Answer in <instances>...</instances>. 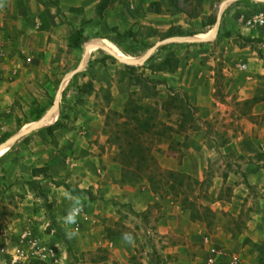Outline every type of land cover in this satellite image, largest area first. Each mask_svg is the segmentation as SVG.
Wrapping results in <instances>:
<instances>
[{
	"label": "rangeland",
	"instance_id": "obj_1",
	"mask_svg": "<svg viewBox=\"0 0 264 264\" xmlns=\"http://www.w3.org/2000/svg\"><path fill=\"white\" fill-rule=\"evenodd\" d=\"M53 1L60 7V14L55 7L44 6L38 1L45 22L52 26L39 40L40 51L23 49L36 40L23 28L17 27L13 34L0 30V82H3L0 83V145L20 128L36 123L37 120L27 121L40 111L43 116L51 108L58 91H61L59 112L50 125L59 119L60 109L64 108L51 133L46 130L47 126L38 128L0 152V249L16 244L23 230L33 227L52 254L47 259L31 260L26 264L35 261L118 264L115 260L110 263L112 252L104 241L113 235L133 241L131 251L123 253L129 264H205L212 248L221 251L217 264H232L235 257L237 264H264L263 233L248 225L254 219L251 213L256 207L262 209L260 217L264 221V145L258 144L254 153L249 151L252 143L242 153L234 152L231 145L239 136L234 123L236 116H247L258 100H238L236 94L225 98L228 84L224 65L227 63L222 61L221 47L238 45L264 57V32L252 27L246 31L248 34L240 33L245 26L244 16L264 12V6H260L264 3L254 0L253 4L228 3L216 38L206 42L176 43L163 50L159 47L152 54L153 60L133 65L132 69H127L123 62L101 48L90 49L85 67L75 74L78 76L76 83L83 89L88 88L84 84H92L93 89L87 92L76 86L67 89L75 75L63 80L68 72L78 67L85 42L102 38L116 45L126 59L136 60L155 42L172 36L166 35V26L157 27L154 23L163 25L173 20L153 17L156 10L151 4L157 1L150 2L154 11L146 8L133 11L129 9V0H107L109 4L103 9L99 8L101 0ZM217 1L210 26L196 18L182 20L177 26L184 32L211 36L225 0ZM175 2L178 9H188L189 2L199 10V0ZM167 11L162 6L157 12ZM230 22L237 28L236 35L227 38L222 33L227 31ZM83 37L86 40L82 42ZM141 44H147L146 50L135 56L127 53L140 49ZM210 57L217 61L211 65L210 80L205 81L199 73ZM189 66L195 75L185 79L186 85L181 79V83L171 82V74L188 72ZM189 84L191 90H188ZM131 93L142 104L151 103L158 108L156 130L162 133L147 138V142H153L152 152L160 166L197 178L187 170L200 167L202 152L207 156L203 177L197 178L202 184L179 178L174 181L177 189H168L163 183L158 194L151 190L145 178L122 177V165L116 158L118 145L113 135V111L123 112ZM173 95L192 106L189 115L186 116L171 99ZM195 96L203 97L205 104H199ZM166 100L167 107H164ZM206 104L210 108L214 105L215 109H227L223 116L219 110L218 114L215 112L207 117ZM84 125L92 129L89 138L84 134ZM101 142L115 146L111 158L121 166L120 179L112 178L111 183L107 175L96 178L92 157L97 153L91 149L92 144ZM102 144L98 149L103 154L105 143ZM225 145H229V150L226 151ZM99 160V167L107 169L101 155ZM80 168L89 171L84 174L78 171ZM253 168L257 171L251 177L248 170ZM242 183L246 196L239 202L242 212L236 218L221 200L232 202L235 187ZM119 186L137 187L142 190L143 198L111 197L109 192ZM149 191L154 194L153 199ZM147 203V208L141 211ZM48 204L66 229L74 247L72 255L62 238L49 231ZM203 207H209L212 212L204 214L200 211ZM112 210H115L113 215L119 217L114 225L109 223ZM191 210H199V218H193ZM246 231L253 234L257 231L255 239L260 241L251 243L240 238ZM207 235L209 242L205 241ZM0 264H12L10 257L0 253Z\"/></svg>",
	"mask_w": 264,
	"mask_h": 264
},
{
	"label": "crops",
	"instance_id": "obj_2",
	"mask_svg": "<svg viewBox=\"0 0 264 264\" xmlns=\"http://www.w3.org/2000/svg\"><path fill=\"white\" fill-rule=\"evenodd\" d=\"M65 1V0H61ZM151 1H157L160 4V7L162 6L166 8L167 12H157L152 10L150 6ZM235 2V1H234ZM218 3L217 0H201V3L199 5V10H195L193 8L194 6L188 2L189 8L188 9H178L176 7L175 0H129V9L133 11H140L141 9L146 8L147 10H152L153 17L156 19H167V20H173V23H164L163 25L161 23H154L157 27H167V31L171 27H178L177 25L182 22V20H188L191 18H196L197 20H201L202 22L205 19H208L212 17V15L215 13V5ZM254 2L252 1L251 4ZM243 4V3H239ZM260 6H264L260 5ZM196 11V12H195ZM261 12V11H260ZM263 12V11H262ZM264 13V12H263ZM244 16V15H243ZM248 16V15H246ZM244 16V18L246 17ZM218 17V16H217ZM245 24V22H244ZM233 23L227 24V31L231 33V36L233 37L236 35V29ZM23 28L25 30V33L27 35H32L35 37L36 40H34L33 44L30 46H27L28 48L24 47V50L32 49L35 51H40L41 48L39 46V41L42 36H44L48 31H51L52 26L49 23H46L43 18V13L41 9V5L37 0H29L28 3H26L24 0H0V30H3V33H9L13 34L16 28ZM38 28L41 29L38 31ZM179 28V27H178ZM180 29V28H179ZM181 30V29H180ZM249 31V28L245 25L240 33L248 34L246 31ZM31 31H34L33 34H31ZM38 33L39 36L36 34ZM188 34V33H187ZM200 35V33H197ZM223 38V36H222ZM228 38V37H227ZM220 39V38H219ZM218 39V40H219ZM223 57L224 59L222 61L226 62L227 65H224V74L226 83L228 84L227 88V96L226 99H230L233 97V94H236L238 96V100H245L246 98H255L257 99V103L253 106L249 114L243 117L236 116L234 123L237 129L239 130V136L235 138L231 143L233 147V151L237 153H242L243 151H247L248 144L252 143L250 150L253 153L257 151L258 144L264 145V57L260 58L256 51H250L249 48H243L238 45H223L221 46ZM206 54V52H205ZM204 53L200 55H205ZM219 59V58H218ZM217 60H214L210 57L206 61V65L201 68V71L199 73L200 77L206 80H210V68L212 64H215ZM245 65V68L242 66ZM183 71V70H182ZM175 72L171 74L170 80L173 83H181L179 82L180 79L183 80V85H186L184 82L187 77H193L195 75V72H193V69L188 68V72ZM244 72L245 74H243ZM183 77V79H182ZM1 84L3 82H0ZM188 90H191L190 84L188 85ZM237 91V92H236ZM195 96L194 98H196ZM199 104H203L202 99L203 97H197ZM209 99H212L214 102L216 101L212 96H209ZM205 104V103H204ZM206 113L207 117L212 116L215 114L221 113V116H223L226 112L227 107L222 108H216L214 105L210 108L209 105L206 104ZM203 107V106H202ZM88 125V124H87ZM84 125L83 131L85 136L89 138V135L91 133L90 126ZM242 130L244 133L242 134ZM201 134H203V131H200ZM241 134V135H240ZM215 142V141H213ZM87 146L89 145V142H86ZM104 145L105 143V151L98 149L102 148L100 145ZM98 145L92 144V151L96 152V157H92L95 164V170H96V178L99 176L105 177L107 175V179H109V183L113 180L112 178L120 179V164L113 161L111 158L115 153V146L113 144H110L108 142H101ZM202 145L204 142H200ZM201 145V146H202ZM224 148L229 150V145H225ZM249 148V147H248ZM101 155V158L103 157L105 163H107L108 167L107 169L102 170V168L99 167V157ZM207 160V156L204 155V153L201 152V155L199 157V168H188V172L194 175L195 177L201 179L203 177V171L205 166V161ZM203 165V166H202ZM258 168V167H256ZM256 168L248 170L251 174V177H254V173L257 171ZM80 172H83L84 174L88 172V169L82 170L81 168L78 170ZM79 173V172H77ZM262 173V172H261ZM264 173V171H263ZM85 177H88V175H84ZM244 183L240 184V186L235 187L234 189V195L232 197V202H227L225 200H221L225 203V209H231L234 216L238 218V216L242 212V205L239 202H243L244 198L246 196V193L243 192V189L241 186H243ZM146 191V190H145ZM148 191V190H147ZM150 192V196L152 197L154 194ZM109 195L111 197H115L117 199H141L143 198V193L141 189H138L137 187H121L111 190L109 192ZM154 197V196H153ZM152 197V199H153ZM238 202V203H236ZM141 204V203H140ZM148 206V203L143 206L142 210L146 209ZM138 207V205H137ZM115 210H112V213L109 214L110 225H114L115 221L119 220V217L114 216ZM262 209L260 207H256L255 211H253V217L254 219L250 220L248 222V225L250 228H257L260 230L264 236V221L260 217V213H262ZM56 218V217H55ZM58 218H56L57 220ZM63 226V225H62ZM162 228V227H161ZM256 233H250L249 231H246V233L242 234L240 238H243V240H247L249 242L253 241H260L258 239H255ZM255 239V240H254ZM105 245L106 247L112 252L110 256V263H112L114 260L118 261V264H124L126 260H124L123 253L127 251H131V246L134 244L133 241H129V239L113 235L111 239H105ZM128 257V255H127ZM125 264H129L128 260Z\"/></svg>",
	"mask_w": 264,
	"mask_h": 264
},
{
	"label": "trees",
	"instance_id": "obj_3",
	"mask_svg": "<svg viewBox=\"0 0 264 264\" xmlns=\"http://www.w3.org/2000/svg\"><path fill=\"white\" fill-rule=\"evenodd\" d=\"M44 6H51L55 7L57 13L60 11V7L56 5L55 1L53 0H38ZM253 0H237L234 3H245L250 4ZM201 3V0H199ZM109 4L107 0H101L99 4V8L103 9ZM156 11H160V4L158 2H152L151 4ZM60 14V13H59ZM209 19H205L203 21V25L210 26L213 21ZM197 34L198 32H184L176 27H171L167 32L166 35H182V34ZM223 36H231L229 31L222 33ZM85 37H83V41H85ZM115 43L119 44L117 41L113 40ZM176 43H169L162 45L159 49L163 50L167 47L174 45ZM147 44H141L140 49L132 50L127 53L130 55H137L141 50H146ZM107 57H111V55L107 54ZM154 56L152 55L148 61L153 60ZM170 61V59H167ZM127 69L134 68L133 65L125 64ZM171 70H174L171 68ZM77 75H75L71 79V83L67 86V89H70L73 86L79 90H84L90 92L93 89L91 83H86L84 86L88 87L87 89H83V86H78L77 82ZM131 93L130 97L127 99L125 103V107L123 112L113 111L114 113V133L116 137V143L118 145V153H117V161L122 165V177L140 180L145 178L148 180L151 190L154 193H160L162 189V185H167V188L177 189V185L174 182L175 180L182 178V179H190V181H194L197 184H202L197 178H193L189 174L179 172L177 170L163 168L160 166L159 162L155 158L152 147L153 142H147L148 139H152L154 135L162 133V131L156 130V126L159 121H156V113L158 108L156 105L151 103L142 104L139 99H135ZM171 99L178 104L185 113V115L190 114V109L192 106L183 99H180L173 95ZM165 106L167 107V100L164 102ZM166 110V108H165ZM64 111V108L61 107L60 109V117ZM43 112L40 111L36 114V116L27 121H36L41 118ZM59 119L52 125L46 127V130L51 133L52 127L56 126L60 120ZM118 119H121L120 121ZM113 122V120H112ZM181 187V186H178ZM80 192L82 190H79ZM47 207L49 208V218L51 220V226L49 227V231L55 232L59 237L62 238L64 244L67 248V251L72 255L74 254V247L70 238L66 232L64 226H62L55 218V215L52 211L51 204H48ZM202 211L204 214L211 213V209L209 207H203ZM199 212L196 210H191L190 214L193 218H199L197 213ZM200 219H203L202 217ZM34 264H47L46 262H39L35 261Z\"/></svg>",
	"mask_w": 264,
	"mask_h": 264
},
{
	"label": "water",
	"instance_id": "obj_4",
	"mask_svg": "<svg viewBox=\"0 0 264 264\" xmlns=\"http://www.w3.org/2000/svg\"><path fill=\"white\" fill-rule=\"evenodd\" d=\"M237 0H225L222 2L221 4V10L219 12V15L217 17L216 23L214 25V28L211 32V36L209 37H202L198 34H182V35H172V36H168L165 37L161 40H158L157 42H155L153 45H151L146 52L140 56L138 59L136 60H128L126 58H123L119 55H117L115 52H113V50L105 43L104 39L102 38H93L91 40H88L87 42H85L84 48H85V52L83 54V57L78 65V67L74 70H71L70 72H68L65 76L63 80H69L71 79L77 72L81 71L85 65L86 62L88 61L89 58V54H90V49L93 45H96L97 48H101L103 50H105L107 53L111 54L112 56H114L115 58H117L118 60H120L121 62H123L124 64H128V65H138V64H143L145 63L147 60H149V58L151 57V55L162 45L164 44H169V43H195V42H206V41H210L213 40L214 38L217 37L218 32H219V27H220V21H221V16L223 13V10L225 8V6L228 3L234 2ZM256 2H262L264 3V0H254ZM61 91H58L55 97V100L51 106V108L40 118L36 121V123L28 128L22 127L19 130H17L15 133H13L8 139H6L1 145H0V152L5 149L7 146L14 144L15 142H17L20 138H22L23 136L27 135L28 133H30L33 130H36L38 128H43L46 127L48 125H50L53 121V118L55 116V114H58L59 112V97H60V93Z\"/></svg>",
	"mask_w": 264,
	"mask_h": 264
},
{
	"label": "built area",
	"instance_id": "obj_5",
	"mask_svg": "<svg viewBox=\"0 0 264 264\" xmlns=\"http://www.w3.org/2000/svg\"><path fill=\"white\" fill-rule=\"evenodd\" d=\"M244 22L248 28L254 27L264 32V13L262 11L246 16ZM242 67L245 68V65ZM205 241H210L208 235L205 236ZM9 248H11L12 251H10ZM51 252V248L38 237L33 227L24 229L16 244L0 249L1 254L10 257L12 264H26L30 263L31 260L47 259L52 254ZM219 254H221V251L219 252L215 248H212L211 254L207 257L205 264H217V257H219ZM237 260L238 258L235 257L232 264H237Z\"/></svg>",
	"mask_w": 264,
	"mask_h": 264
},
{
	"label": "bare ground",
	"instance_id": "obj_6",
	"mask_svg": "<svg viewBox=\"0 0 264 264\" xmlns=\"http://www.w3.org/2000/svg\"><path fill=\"white\" fill-rule=\"evenodd\" d=\"M105 41V43L113 50V52H115L117 55H119V56H121V57H123V58H125L124 56H123V54L121 53V51L119 50V48L116 46V45H114L113 43H111V42H109V41H107V40H104ZM95 48H97V46L96 45H93L92 46V48H91V50H93V49H95ZM128 60H133V59H128ZM57 117V114H55V116H54V118L53 119H55ZM33 124H35V123H33ZM33 124H31L30 126H32ZM30 126H28V127H30ZM28 127H25V128H28Z\"/></svg>",
	"mask_w": 264,
	"mask_h": 264
}]
</instances>
